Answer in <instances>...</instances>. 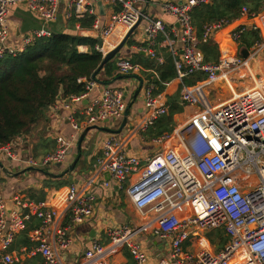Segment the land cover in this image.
I'll list each match as a JSON object with an SVG mask.
<instances>
[{"label": "built area", "instance_id": "built-area-1", "mask_svg": "<svg viewBox=\"0 0 264 264\" xmlns=\"http://www.w3.org/2000/svg\"><path fill=\"white\" fill-rule=\"evenodd\" d=\"M103 1L117 6L118 10L99 28L97 0H0V57L18 55L35 38L50 36L52 30L48 25L56 20L63 2L68 20L95 16L96 38L103 42L102 47L97 43L96 48L104 55L118 45L142 16L135 29L143 25L138 50L162 63L163 57L153 48L157 36H162L161 43L171 51L177 78L182 83L181 104L193 106L196 111L172 132L153 139L155 143H162L175 137L179 148L160 150L144 160L125 150L123 141L116 137L105 139L102 156L94 165L95 175L83 187L69 184L58 193L55 205L16 195L9 209L0 180V264H18L25 254H40L42 264H66L63 253L73 244L72 231L95 214V195L88 187L103 173L118 186L126 185V193L139 213L152 218L138 227L108 226L109 241L104 243L94 238L91 247L75 264H109V257L124 247L129 249L135 264H147L148 254L137 237L148 231L169 244L170 255L161 258L158 264H264V80L257 81L250 69L251 60L264 54V39L252 43L248 57L233 51L218 63L205 62L200 42L211 40L218 30L231 22L221 19L207 23L201 37L198 35L191 12L198 5L210 4L213 0L162 2L163 11L174 18L171 24L160 17L143 14L148 0ZM17 4H26L37 13L44 27L14 41L10 38L14 31L10 14ZM242 15L257 16L246 6ZM246 28L243 25L231 31L234 44L240 43ZM118 31L119 39L116 37ZM106 45L110 47L106 49ZM142 69L141 64L128 57L119 58L118 70L122 74H138ZM198 72L204 73L205 78L191 85L184 83L186 77ZM237 73L243 78L251 77L255 85L213 104L207 91ZM95 85L96 79H91L85 92L59 98L58 102L70 108L71 102L86 98ZM126 93L124 88H105L83 110L85 118L78 120L74 115L68 116L73 132L68 136L58 134L55 149L43 158L21 153L16 148L17 137L0 145V157L34 169L64 161L83 128L125 114ZM58 102L51 110L58 109ZM144 104L149 115L140 120L137 129L146 130L159 117L169 113L166 99L155 94L153 85L144 88ZM134 175L137 176L132 180ZM253 175L257 177L256 182ZM103 184L109 186L110 180H104ZM33 217L38 218L39 223L28 233L32 246H23L16 254L9 252L17 235L27 228ZM216 228L223 229L229 238L220 251L210 250L205 238H200L201 249L197 252L184 249L185 241L195 231Z\"/></svg>", "mask_w": 264, "mask_h": 264}, {"label": "crops", "instance_id": "crops-1", "mask_svg": "<svg viewBox=\"0 0 264 264\" xmlns=\"http://www.w3.org/2000/svg\"><path fill=\"white\" fill-rule=\"evenodd\" d=\"M164 1L178 2L180 0H150L147 13L151 16L162 18L166 24L174 23V18L171 15L165 13L161 7V3ZM96 5L98 18L100 20L99 28H102L104 25H106L113 13L118 10V7L107 4L103 0H97ZM65 10L66 4L63 2L60 4L56 20L48 25L52 32H59L64 30L66 27L68 19L65 17ZM262 12L257 14L255 17H249L248 15L241 14L238 19L231 21L228 25L218 30L214 34L211 40H213L218 45L220 58L226 56L224 54L225 52L229 51L228 54H231L233 51H238L241 53L242 48L245 47L248 49L251 47L242 46L241 43L234 44L231 41V31L239 26L244 25L248 28H258L260 30V38L264 39V10ZM10 17L14 27L13 36L10 38L14 41H18V39H20L22 36L30 35L35 30H39L44 27L39 15L32 11L26 4L14 5L11 8ZM77 27L80 35L96 38L98 29H95L93 26L81 28L79 25H77ZM142 28L143 25H140L139 30L135 31V33L130 36V41H128V39L121 49L119 58L125 56L132 60L135 58V54L138 52H142V54L150 56L148 53L138 50V47L141 45ZM119 32L120 31H118V34L116 35L118 39L120 38ZM160 36L161 35L157 36V39L153 44V48L159 55L163 57L162 49L165 47L162 45L161 41L159 43L157 41ZM156 46H158V48ZM88 49V46H79L80 51L87 52ZM262 63H260L259 67L261 71L264 72V68H261V66L263 67L264 65H262ZM151 73L157 76L155 69L146 67H143V69L138 72V74L129 75L116 72L115 78L113 80L107 78L109 81H107V79H105V77H103L101 74H98L96 76L97 85L91 89L89 95L86 98H83L80 101L71 102L70 108H65L62 101H60L58 102L57 110H50L47 115L48 117L43 120L42 123L36 126L40 127V129L46 126L47 129L45 133L40 132L41 130H38L36 134L35 132H32L30 136H18L17 139H15L16 148L20 149L21 153L23 154H31L32 156L41 159L55 149L56 136L58 134L68 136L73 132L68 116L74 115L78 120L85 118L83 110L90 104L91 101H93L95 98H98L105 88H124L125 92H127L126 102L130 113L125 127L119 133L113 132L114 130H118L120 128L125 114L104 120L96 124L100 127L107 128V130L91 129L87 133V136L82 142L81 148L84 154L78 165L76 166L75 164L73 171L65 173V170L75 161L78 156L79 138L84 129L87 127L83 128L78 133V136L74 139V145L71 151L68 153L66 159L57 164H51L47 167H51L47 171V168H39L43 171H40L38 168L31 169L29 166H24L22 163L17 161L7 162L6 164L5 161H3L4 157L1 156L0 161L2 162V166L0 167V180L2 182L3 194L7 200L11 201L16 195H21L22 197L29 198L35 202L45 201L48 204L55 205L58 200V193L63 192L69 185L67 184L65 186L58 187L60 182L72 178V183L76 184L78 187H83L86 181L95 175L94 165L96 164L98 158L102 156V142L109 137H116L117 139L123 141L125 150L140 157L142 160L148 158L149 156H153L160 150H167L174 147L179 148L180 143L175 137H172L170 140L164 141L162 143H155L153 139L156 137L147 138L144 136V130L137 129L140 120L149 115V111L145 108L144 104V88L147 85H153L150 81ZM104 79L106 81H104ZM179 81L180 80L178 79H174L171 82H166L164 91L155 93L156 95L164 97L166 101L168 100V96L178 94L177 103L179 104V107L182 106V111L176 112L174 114V128L185 122L196 111V108L193 106L190 107L188 105L181 104L180 97L182 88L179 91V83H181ZM220 82H225L224 88L227 92H229V95H227L226 99L223 101L230 99L233 96V93L236 95L239 94L235 85L233 87L231 86V79L229 76L225 81L222 80ZM140 86H142V88L137 97L134 98L136 91ZM210 90L207 91L208 96L210 95ZM218 101L219 100L214 103L212 101L211 102L216 104L219 103ZM168 105L170 113L171 104L168 103ZM41 142H47V146H39ZM35 148H37V151H35ZM4 168L6 171H4ZM48 172L56 174V176L53 177L55 180H51L52 177L47 174ZM136 176L137 175L132 176V180H134ZM104 180H110V185L105 186L103 184ZM129 181H131V179H129ZM125 187L126 185L124 187L118 186L115 180H113L110 176H106L104 173L96 176L93 184L88 187V191L93 192L95 195V214L83 222L79 227H77L76 230L74 229L72 231L73 244L71 248L64 251L63 253V259L66 264L77 263L82 258L83 252L91 247L94 238H99L104 243H107L109 241L107 236L108 226L114 224H124L138 227L145 224L149 218H152V216H142L139 213L128 197ZM34 222L39 223L38 218L33 217L30 223L34 224ZM23 231L17 235L14 242L11 244L8 249L9 252L16 254V252H19L21 247L27 246L25 244L22 245L23 240L21 239V236ZM200 238H205L206 245L214 252L220 251L229 240L228 236L221 228L208 231L197 230L191 234L187 241H185L184 249L190 252H197L200 250ZM137 240L142 244L143 248L148 254L147 264H158L161 258L168 257L170 255L168 242L155 236L152 231L139 234ZM1 255L2 253L0 252V256ZM42 261L43 258L40 254H25L22 255V258L18 264H42ZM109 264H135V260L129 249L124 247L109 257Z\"/></svg>", "mask_w": 264, "mask_h": 264}, {"label": "trees", "instance_id": "trees-1", "mask_svg": "<svg viewBox=\"0 0 264 264\" xmlns=\"http://www.w3.org/2000/svg\"><path fill=\"white\" fill-rule=\"evenodd\" d=\"M244 6L251 14L257 15L264 10V0H213L210 4H201L193 8L192 23L201 37L205 24L221 19L234 21L241 16ZM94 19L93 15L83 18L72 17L64 30L52 32L50 36L35 38L18 55L0 57V145L10 143L18 136H30L39 122L48 117L52 107L59 101V95L64 99L87 90V82L93 79L92 74L103 62L105 55L96 48L98 39L80 35L77 25L81 28L91 27ZM259 38L258 28L247 27L240 43L242 46L250 47ZM162 39L160 36L158 43ZM81 45L88 46V51H80ZM199 48L204 54L205 62H219L220 51L213 40L200 42ZM162 55L164 57L162 63L142 52L136 53L135 58L132 59L143 67L155 69L157 76L153 73L150 75L155 93L163 92L166 82L178 79L171 51L163 48ZM118 69L119 56H114L104 64L98 74L105 79L113 80L116 72H119ZM83 78L87 80L83 81ZM203 78L205 74L198 72L186 77L184 83L191 85ZM179 84L180 91L182 83ZM177 100L178 94L168 96L167 102L171 104L170 113L159 117L153 125L144 130L145 137L153 138L174 130V114L182 111V106L179 107ZM43 145L47 146V142L39 144V146ZM35 149L37 151V148ZM83 154V150L79 149L78 156H81L76 166ZM49 176L52 177L51 180H55L54 176ZM72 182V178L64 180L58 187ZM37 224L38 222L28 223L27 228L22 232V245L32 246L28 231Z\"/></svg>", "mask_w": 264, "mask_h": 264}, {"label": "water", "instance_id": "water-1", "mask_svg": "<svg viewBox=\"0 0 264 264\" xmlns=\"http://www.w3.org/2000/svg\"><path fill=\"white\" fill-rule=\"evenodd\" d=\"M149 1L150 0H148V3L146 4V6H145V8L143 9V14H145V13H147V11H148V5H149ZM142 21V16L140 17V19H139V21H138V23L136 24V25H134L130 30H129V32L126 34V36L118 43V45L115 47V48H113V49H111V50H109L108 52H107V54H105V57H104V60H103V62L100 64V66L95 70V72L92 74V78L93 79H96L97 80V74L100 72V70L102 69V67L104 66V64L107 62V61H109L111 58H113L114 56H120V54H121V49L123 48V46L125 45V43L127 42V40L130 38V36L133 34V32L135 31V29L137 28V26L139 25V23ZM98 45H99V47H102V45H103V42H102V40H99L98 41ZM241 54L243 55V57H248V55H249V50L247 49V48H242V50H241ZM141 88H142V86H140L139 88H138V90L136 91V94H135V97L134 98H136L137 97V95L139 94V92H140V90H141ZM61 96L59 95V98H60ZM129 110H128V108H127V110L125 111V115H124V118H123V122H122V124L120 125V128L118 129V130H111V131H113V132H116V133H119V132H121L122 131V129L125 127V125H126V123H127V120H128V116H129ZM91 129H97V130H107V128H104V127H100L99 125H91V126H88L87 128H85L84 129V131L82 132V134L80 135V138H79V142H78V147H79V149H81L82 148V142H83V140L85 139V137L87 136V133L91 130ZM79 158H80V155L79 156H77V158L75 159V161L65 170V173H67V172H69V171H73L74 170V167H75V164H76V162L79 160ZM2 166V162L0 161V167ZM31 169H33V168H31ZM40 170V169H39ZM4 171H6L5 170V168H4ZM40 171H43V170H40ZM48 175H52V176H56V174H53V173H50V172H48L47 173ZM9 209L11 208V206H12V203H11V201H9Z\"/></svg>", "mask_w": 264, "mask_h": 264}, {"label": "rangeland", "instance_id": "rangeland-1", "mask_svg": "<svg viewBox=\"0 0 264 264\" xmlns=\"http://www.w3.org/2000/svg\"><path fill=\"white\" fill-rule=\"evenodd\" d=\"M263 13V12H262ZM117 40V38L115 37V39L113 40L114 42ZM261 61L262 65L264 64V54H260L258 56H256L255 58H253L251 60V68L256 72V77L259 79V78H264V72L261 71L259 65H257L259 62ZM261 68H264V65L263 67L261 66ZM257 69V70H256ZM231 79V82H232V85L236 87V90L240 93L244 90H246V88L248 87H253L255 84H254V81L251 77L247 78H243L241 74L237 73V74H234L230 77ZM264 80V79H263ZM225 82H217L216 84L213 85L212 89L210 90V100L214 103L216 102L217 100H219L218 102H221L223 100L226 99L227 95H229V92L226 91V89L224 88V84ZM244 87V88H243ZM232 92V91H231ZM232 94V93H231ZM232 96V95H231ZM43 120H41L39 122L42 123ZM46 126H44L42 129H40V127H36L33 132H35V134L37 133L38 130H41L40 132H46ZM3 161H5V163L7 164V162H9L8 160L6 159H3ZM47 167H45L46 169ZM51 167L47 168V170H49ZM252 178H254V182H256L257 180V177L255 175L252 176Z\"/></svg>", "mask_w": 264, "mask_h": 264}, {"label": "bare ground", "instance_id": "bare-ground-1", "mask_svg": "<svg viewBox=\"0 0 264 264\" xmlns=\"http://www.w3.org/2000/svg\"><path fill=\"white\" fill-rule=\"evenodd\" d=\"M110 47V45H106L105 46V48L106 49H108ZM229 53V51L228 52H225L224 54L226 55V56H229L230 54H228ZM232 53L233 52H231V55H232ZM260 63H261V61L258 63V65H260ZM250 69H251V71L253 72V74L255 75L256 74V72L250 67ZM257 70V69H256ZM228 77V76H227ZM249 78V77H248ZM264 78H262V80H263ZM257 81H259V79L257 80ZM231 86L233 87V85H232V82H231ZM249 88H251V87H248V88H246V90L247 89H249Z\"/></svg>", "mask_w": 264, "mask_h": 264}]
</instances>
